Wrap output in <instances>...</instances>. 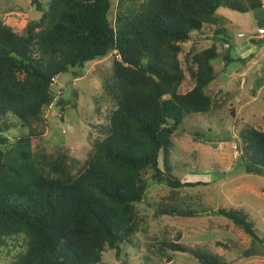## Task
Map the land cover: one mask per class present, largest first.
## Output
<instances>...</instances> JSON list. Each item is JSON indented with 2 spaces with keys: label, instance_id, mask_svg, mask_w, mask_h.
Segmentation results:
<instances>
[{
  "label": "trees",
  "instance_id": "1",
  "mask_svg": "<svg viewBox=\"0 0 264 264\" xmlns=\"http://www.w3.org/2000/svg\"><path fill=\"white\" fill-rule=\"evenodd\" d=\"M112 4L49 0L46 11L37 4L43 13L23 33L0 15V118L13 116L28 129L11 141L8 125L0 124V248L20 249L10 264H100L108 249L121 257L147 222L139 204L150 189L148 174L174 192L170 204L157 203V217L198 216L174 204L180 189L194 186L174 173V139L189 115L223 106L224 93L209 90L219 76L215 61L231 63L229 51L221 50L229 30L219 9L247 13L263 9L264 1L120 0L114 21ZM206 28L212 45L182 60L185 44ZM109 54L115 58L104 81L110 108L88 156L80 160L60 145L35 152L34 141L48 127L45 112L57 99L53 79L77 68L75 77H82L87 63ZM97 104L102 116L101 98ZM240 136L246 171L264 175V130L248 125ZM213 214L250 236L252 249L264 243L244 211ZM164 240L161 249L190 252L201 264H230L208 247Z\"/></svg>",
  "mask_w": 264,
  "mask_h": 264
},
{
  "label": "rangeland",
  "instance_id": "2",
  "mask_svg": "<svg viewBox=\"0 0 264 264\" xmlns=\"http://www.w3.org/2000/svg\"><path fill=\"white\" fill-rule=\"evenodd\" d=\"M48 3L49 0H36V4L33 0H0V15L8 25L23 33L29 22L38 20L42 11L48 10ZM112 3L110 18L114 21L120 0ZM37 4L42 11L37 9ZM219 14L228 22V41L221 50L224 54L229 51L231 63L226 65L224 57L215 61L219 76L209 90L224 93L223 100H219L223 106L210 113L189 115L174 139L172 150L174 173L183 182L194 184L180 189L174 204L191 208L198 216L157 217L155 211L160 208L157 203L165 200L170 204L167 196L174 192L166 184L155 183L148 174L150 189L145 201L139 204L147 222L136 236V245L126 247L121 257L114 250H106L100 264H201L190 252L174 253L167 246L161 249L159 245L164 239L168 243L178 240L190 249L208 247L230 264H264V257L252 249L250 236L224 216L213 214L220 208L244 211L264 241V175L246 171L241 159L240 136L248 125L264 130V37L255 31L264 28V8L241 13L222 7ZM212 35L208 28L205 34L195 36L185 44L181 59L184 60L186 53H198L210 47ZM114 59V54H109L87 63L82 77L74 75L79 68L59 77L52 87L57 99L45 112L48 127L44 136L34 141L35 152L51 153L60 145L71 149L80 160L88 156L99 135L98 126L105 122L110 108L104 81L113 73ZM99 98L102 116L96 113ZM0 124L8 125L4 133L11 141L28 133L13 116L0 118ZM19 250L1 247L0 264H10ZM247 250L249 254H245Z\"/></svg>",
  "mask_w": 264,
  "mask_h": 264
},
{
  "label": "built area",
  "instance_id": "3",
  "mask_svg": "<svg viewBox=\"0 0 264 264\" xmlns=\"http://www.w3.org/2000/svg\"><path fill=\"white\" fill-rule=\"evenodd\" d=\"M255 31L258 33V36H260L262 38L264 37V28L263 27H259ZM227 47H229V44L227 45ZM53 80H54L53 81L54 83L58 82L56 79H53Z\"/></svg>",
  "mask_w": 264,
  "mask_h": 264
},
{
  "label": "water",
  "instance_id": "4",
  "mask_svg": "<svg viewBox=\"0 0 264 264\" xmlns=\"http://www.w3.org/2000/svg\"><path fill=\"white\" fill-rule=\"evenodd\" d=\"M257 253H258V255L264 257V243H259L257 245Z\"/></svg>",
  "mask_w": 264,
  "mask_h": 264
},
{
  "label": "crops",
  "instance_id": "5",
  "mask_svg": "<svg viewBox=\"0 0 264 264\" xmlns=\"http://www.w3.org/2000/svg\"><path fill=\"white\" fill-rule=\"evenodd\" d=\"M2 17V16H1ZM3 19V18H2Z\"/></svg>",
  "mask_w": 264,
  "mask_h": 264
}]
</instances>
